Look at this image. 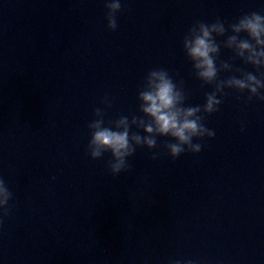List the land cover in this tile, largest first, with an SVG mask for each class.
I'll return each mask as SVG.
<instances>
[{
    "label": "water",
    "instance_id": "95a60500",
    "mask_svg": "<svg viewBox=\"0 0 264 264\" xmlns=\"http://www.w3.org/2000/svg\"><path fill=\"white\" fill-rule=\"evenodd\" d=\"M120 3L112 30L105 0H0V179L12 193L0 264H264V101L224 89L203 121L215 135L193 139L200 152L173 159L158 136L115 176L110 153L86 149L94 108L105 121L143 115L137 92L151 69L182 81L185 105H202L212 86L185 56L188 28L264 15V0ZM233 55L221 47L218 62L256 74ZM229 75L239 73L218 74Z\"/></svg>",
    "mask_w": 264,
    "mask_h": 264
},
{
    "label": "clouds",
    "instance_id": "9594fccd",
    "mask_svg": "<svg viewBox=\"0 0 264 264\" xmlns=\"http://www.w3.org/2000/svg\"><path fill=\"white\" fill-rule=\"evenodd\" d=\"M107 27L115 30L117 22L115 14L121 10L120 0H105ZM227 35L223 41H217L216 36ZM244 33L241 37L239 34ZM182 47L186 58L191 62L195 77L202 85H211L212 91L204 94L202 105H185L186 93L182 81H174L166 69L149 70L137 92L138 111L142 116L119 115L115 119L105 121V111L94 108L95 119L87 127L90 138L86 145L88 155L98 159L104 153H110L111 159L107 167L112 175L128 171L131 168L127 158L132 156L139 146L153 149L159 147L157 137H169L170 141L163 143V148L173 159L184 152L198 153L202 144L194 143L193 139L211 138L215 135L212 129L205 126L206 114L219 111L218 106L226 95L224 89H233L237 93L247 91V100L255 97L264 101V15L252 11L229 23L219 18L211 23L196 21L187 30L182 39ZM221 47L232 51L233 59H239L244 64L251 65L253 72L233 67L230 63L220 60L218 55ZM236 72L239 76L229 75L219 78L220 72ZM218 94L219 97L218 98ZM101 103L110 107L105 97ZM142 130L132 131V127ZM158 153H152L155 159ZM12 193L5 181L0 179V222L10 214ZM168 264H195L192 260H170Z\"/></svg>",
    "mask_w": 264,
    "mask_h": 264
}]
</instances>
